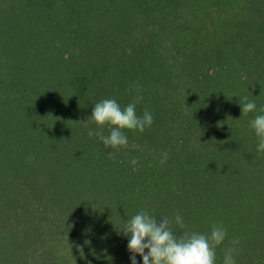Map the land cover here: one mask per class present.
Returning <instances> with one entry per match:
<instances>
[{"label":"trees","instance_id":"trees-1","mask_svg":"<svg viewBox=\"0 0 264 264\" xmlns=\"http://www.w3.org/2000/svg\"><path fill=\"white\" fill-rule=\"evenodd\" d=\"M137 95L153 124L127 147L88 135L110 134L85 126L96 103ZM262 108L264 0H0V264H131L141 210L223 223L216 264L233 239L264 264Z\"/></svg>","mask_w":264,"mask_h":264},{"label":"clouds","instance_id":"clouds-1","mask_svg":"<svg viewBox=\"0 0 264 264\" xmlns=\"http://www.w3.org/2000/svg\"><path fill=\"white\" fill-rule=\"evenodd\" d=\"M135 90L140 92V86L136 85ZM142 99L141 95H137L123 108L115 99H104L96 103L91 116L87 122H84L85 126L90 123H94L99 129L108 126L110 134L104 135L103 131L88 128V135L98 137L106 148L118 150L127 147L128 137L123 130L143 133L153 124V116L149 111L145 110L142 116L136 112V106ZM242 100L244 101L241 105L242 115L256 110L254 101H249L246 96ZM260 111L264 113V108ZM250 126L259 139L257 151L264 152V114L257 115L250 122ZM107 155L109 158H114L112 152ZM166 160L165 152L162 154L161 163H165ZM137 163L135 158L132 159V165ZM173 222L181 229L185 228L180 214H176L174 219L169 217L157 219L148 211L141 210L132 216L121 231L125 237H130L127 250L131 253V264H138L137 255L142 258L143 264H216V247L227 236V229L223 223L213 224L210 235L189 231L177 235L171 228ZM231 244L233 247L225 250L223 264H236L233 253L236 251L234 246L239 244V239H233Z\"/></svg>","mask_w":264,"mask_h":264}]
</instances>
